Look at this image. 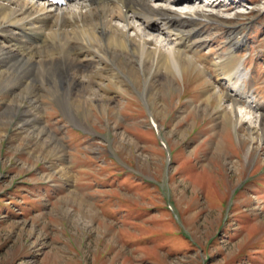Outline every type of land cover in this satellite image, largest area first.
Segmentation results:
<instances>
[{"label":"rangeland","instance_id":"rangeland-1","mask_svg":"<svg viewBox=\"0 0 264 264\" xmlns=\"http://www.w3.org/2000/svg\"><path fill=\"white\" fill-rule=\"evenodd\" d=\"M231 7L198 19L196 65L148 89L115 72L75 110L49 81L32 104L0 78V264H264V122L224 116L211 87L231 91L213 63L232 28L264 111V0Z\"/></svg>","mask_w":264,"mask_h":264},{"label":"bare ground","instance_id":"bare-ground-1","mask_svg":"<svg viewBox=\"0 0 264 264\" xmlns=\"http://www.w3.org/2000/svg\"><path fill=\"white\" fill-rule=\"evenodd\" d=\"M224 1L88 0L53 7L44 0H0V78L14 96L31 95L32 104L38 95L37 85L45 87L49 81L46 90L70 101L75 110L80 94L101 97V86L95 91L94 85L116 81L115 72L118 81L141 79L148 89L153 78L174 80L176 73L198 63L194 47L206 44L192 41L195 34H203L194 29L198 19L208 23L220 15L224 19L229 14L227 18L233 20L241 14L230 12L233 3L224 5ZM237 34L232 28L227 30L232 51L213 63L218 82L228 84L231 94L220 86L211 87L218 93L219 111L224 116L233 113L238 118L235 107L240 104V108H249V113L258 110L259 123L246 113L241 116L256 131L262 127L264 111L245 91L248 75L243 72L244 63L234 55L241 45ZM61 107L69 111L66 102ZM220 150L219 145L214 147L216 153Z\"/></svg>","mask_w":264,"mask_h":264}]
</instances>
